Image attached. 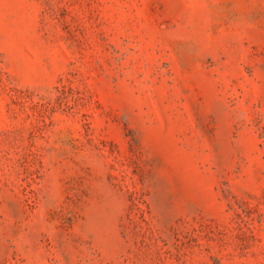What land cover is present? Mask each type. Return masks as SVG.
<instances>
[{"label":"rangeland","instance_id":"rangeland-1","mask_svg":"<svg viewBox=\"0 0 264 264\" xmlns=\"http://www.w3.org/2000/svg\"><path fill=\"white\" fill-rule=\"evenodd\" d=\"M0 264H264V0H0Z\"/></svg>","mask_w":264,"mask_h":264}]
</instances>
